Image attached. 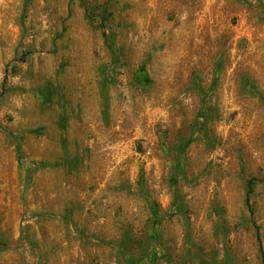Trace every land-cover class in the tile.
<instances>
[{
	"label": "rangeland",
	"instance_id": "374dc122",
	"mask_svg": "<svg viewBox=\"0 0 264 264\" xmlns=\"http://www.w3.org/2000/svg\"><path fill=\"white\" fill-rule=\"evenodd\" d=\"M0 264H264V0H0Z\"/></svg>",
	"mask_w": 264,
	"mask_h": 264
}]
</instances>
